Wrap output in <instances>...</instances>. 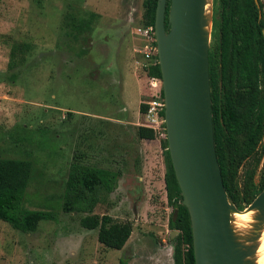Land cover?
<instances>
[{
  "label": "rangeland",
  "instance_id": "rangeland-1",
  "mask_svg": "<svg viewBox=\"0 0 264 264\" xmlns=\"http://www.w3.org/2000/svg\"><path fill=\"white\" fill-rule=\"evenodd\" d=\"M141 3L0 0V158L31 162L25 207L55 216L30 234L0 221V264H172L177 232L171 236L168 228L163 138L139 140L135 134L138 106L148 95L137 63L141 47L133 39ZM211 10L217 14L216 0ZM89 14L95 15L89 30L74 36L70 19ZM13 44L29 49L8 68ZM75 160L115 174L91 214L131 224L122 249L98 244L96 230L78 224L84 214L61 211ZM247 234L238 232L236 239L245 244ZM245 246L255 251L250 261L264 264L257 241Z\"/></svg>",
  "mask_w": 264,
  "mask_h": 264
},
{
  "label": "trees",
  "instance_id": "trees-1",
  "mask_svg": "<svg viewBox=\"0 0 264 264\" xmlns=\"http://www.w3.org/2000/svg\"><path fill=\"white\" fill-rule=\"evenodd\" d=\"M157 0H142L141 26H153ZM169 0L165 2L164 27ZM217 14L211 15L208 48V78L214 154L227 198L241 211L264 187V0H216ZM260 11V17H258ZM215 15V16H214ZM88 19L73 20L70 31L81 36L89 30ZM29 49L28 44L10 47L8 68ZM147 77L159 76L155 63L147 68ZM145 82V81H144ZM147 98L154 97L146 84ZM144 102V101H143ZM139 104L138 113L145 105ZM139 140L155 138L152 130L136 127ZM166 171L163 184L166 204L172 212L168 228L177 232L172 246V264H194L191 232L186 209L170 165L166 141L161 142ZM31 162L24 159L0 158V221L22 234L34 233L43 220H54L53 212L25 207V191ZM259 168L257 180L254 175ZM115 174L74 161L68 166L61 197L63 213L84 214L78 221L87 231L96 230V241L103 248L122 249L131 233L128 222H113L109 216L91 214L99 193L108 188ZM176 211L172 221L173 212Z\"/></svg>",
  "mask_w": 264,
  "mask_h": 264
},
{
  "label": "water",
  "instance_id": "water-1",
  "mask_svg": "<svg viewBox=\"0 0 264 264\" xmlns=\"http://www.w3.org/2000/svg\"><path fill=\"white\" fill-rule=\"evenodd\" d=\"M256 4V0H253ZM157 0L153 18L156 64L162 94L166 150L186 209L194 264H254L255 251L236 239L230 214L257 211L264 220V187L239 211L227 198L214 154L210 112L208 48L211 0ZM209 3L205 15L206 3ZM264 43V31H262ZM176 211L173 212L172 221ZM171 236L175 232L170 233ZM255 233L246 242L257 241Z\"/></svg>",
  "mask_w": 264,
  "mask_h": 264
},
{
  "label": "built area",
  "instance_id": "built-area-1",
  "mask_svg": "<svg viewBox=\"0 0 264 264\" xmlns=\"http://www.w3.org/2000/svg\"><path fill=\"white\" fill-rule=\"evenodd\" d=\"M134 35L140 42L138 65L143 73L147 88L153 92L154 97L144 101L145 109L140 114V127L150 129L156 136L164 138L162 121V94L160 90V79L147 77V68L156 63L153 30L151 26H138L134 28Z\"/></svg>",
  "mask_w": 264,
  "mask_h": 264
},
{
  "label": "bare ground",
  "instance_id": "bare-ground-1",
  "mask_svg": "<svg viewBox=\"0 0 264 264\" xmlns=\"http://www.w3.org/2000/svg\"><path fill=\"white\" fill-rule=\"evenodd\" d=\"M207 11H209V3H206L205 6V15H207ZM256 210H251L249 212L243 211L240 214L231 213L230 214V228L233 233L243 232L246 233H255L258 236L257 243L259 247L264 248V220L258 222L254 220V216H257ZM241 235V234H240ZM245 235V234H243ZM244 237V236H243ZM243 239V238H242ZM246 244V242H245ZM261 253V252H260Z\"/></svg>",
  "mask_w": 264,
  "mask_h": 264
},
{
  "label": "flooded vegetation",
  "instance_id": "flooded-vegetation-1",
  "mask_svg": "<svg viewBox=\"0 0 264 264\" xmlns=\"http://www.w3.org/2000/svg\"><path fill=\"white\" fill-rule=\"evenodd\" d=\"M259 1H260V0H256V4L254 3L255 6H256L257 8H258V2H259ZM253 2H254V1H253ZM260 2H261V1H260ZM262 2H263V1H262ZM262 2H261V3H262ZM258 17H260V11H258ZM261 33H262V32H261Z\"/></svg>",
  "mask_w": 264,
  "mask_h": 264
},
{
  "label": "crops",
  "instance_id": "crops-1",
  "mask_svg": "<svg viewBox=\"0 0 264 264\" xmlns=\"http://www.w3.org/2000/svg\"><path fill=\"white\" fill-rule=\"evenodd\" d=\"M135 37V36H134ZM133 39H135V42H136V40L138 41V43H139V45H140V42H139V40L137 39V38H133ZM137 43V42H136ZM135 77H136V75H135ZM136 80L139 82V80L137 79V77H136ZM141 81V80H140ZM141 92V91H140Z\"/></svg>",
  "mask_w": 264,
  "mask_h": 264
}]
</instances>
